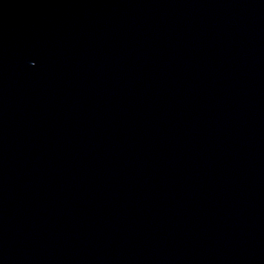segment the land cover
I'll list each match as a JSON object with an SVG mask.
<instances>
[{"label":"water","instance_id":"1","mask_svg":"<svg viewBox=\"0 0 264 264\" xmlns=\"http://www.w3.org/2000/svg\"><path fill=\"white\" fill-rule=\"evenodd\" d=\"M0 264H264V0H0Z\"/></svg>","mask_w":264,"mask_h":264}]
</instances>
